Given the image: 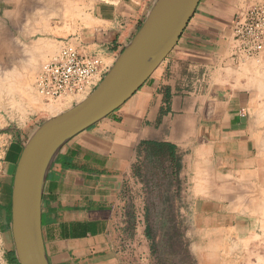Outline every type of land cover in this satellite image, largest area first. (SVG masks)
<instances>
[{
    "label": "crops",
    "instance_id": "crops-1",
    "mask_svg": "<svg viewBox=\"0 0 264 264\" xmlns=\"http://www.w3.org/2000/svg\"><path fill=\"white\" fill-rule=\"evenodd\" d=\"M83 1V22L74 33L72 10L73 33L56 34V40L74 43L110 68L152 0ZM258 2L264 0H200L175 47L134 94L60 146L41 200L48 264H143L144 241L128 236L125 204L127 189L137 182L134 167L151 144L172 146L178 159V170L167 163L184 186L186 230L197 263L264 264V160L251 118L254 98L238 87L246 81L233 74L238 66L230 61L232 18ZM46 5L0 0V49L46 32ZM23 145L9 144L0 164V264H19L10 210ZM244 245L245 255L233 250Z\"/></svg>",
    "mask_w": 264,
    "mask_h": 264
},
{
    "label": "rangeland",
    "instance_id": "rangeland-1",
    "mask_svg": "<svg viewBox=\"0 0 264 264\" xmlns=\"http://www.w3.org/2000/svg\"><path fill=\"white\" fill-rule=\"evenodd\" d=\"M83 2L47 0V31L36 32L28 40L15 39L13 44L9 41L0 49L3 52L0 54V164L9 144H25L43 122L82 100L69 96L45 101L37 93L36 81L43 65L53 60L63 46L56 40V34L66 37L73 33L71 11L74 10V33L83 22ZM256 4L264 5V2ZM39 47L46 53H40ZM230 61L238 66L233 74L246 81L237 82L238 87L253 94L251 118L257 131V153L264 160V52L241 60L230 57ZM3 172L4 165L0 168V192ZM134 176L137 182L127 189L125 216L128 236L139 235L144 241L143 264H198L191 247L194 240L186 230L184 186L177 176H171L168 163L154 156L143 157L134 167ZM247 249L248 245L233 248L243 255L248 253Z\"/></svg>",
    "mask_w": 264,
    "mask_h": 264
},
{
    "label": "water",
    "instance_id": "water-1",
    "mask_svg": "<svg viewBox=\"0 0 264 264\" xmlns=\"http://www.w3.org/2000/svg\"><path fill=\"white\" fill-rule=\"evenodd\" d=\"M199 2L156 0L92 92L43 122L27 139L15 167L11 191V233L19 264H48L41 230V200L46 175L60 146L134 94L175 47ZM121 95V100L108 108Z\"/></svg>",
    "mask_w": 264,
    "mask_h": 264
},
{
    "label": "built area",
    "instance_id": "built-area-1",
    "mask_svg": "<svg viewBox=\"0 0 264 264\" xmlns=\"http://www.w3.org/2000/svg\"><path fill=\"white\" fill-rule=\"evenodd\" d=\"M111 3L115 0H99ZM124 49H119V53ZM232 58L241 60L264 52V5L254 4L235 13L231 21ZM108 66L94 54L80 51L66 41L59 54L43 65L36 81L37 93L45 101L69 96L84 99L102 80Z\"/></svg>",
    "mask_w": 264,
    "mask_h": 264
},
{
    "label": "trees",
    "instance_id": "trees-1",
    "mask_svg": "<svg viewBox=\"0 0 264 264\" xmlns=\"http://www.w3.org/2000/svg\"><path fill=\"white\" fill-rule=\"evenodd\" d=\"M145 153H147L149 157L154 156L157 160L172 163L174 165L175 170L179 169L178 159H176L174 156V151L172 146L168 144L147 145ZM173 176H177V175L173 174Z\"/></svg>",
    "mask_w": 264,
    "mask_h": 264
},
{
    "label": "bare ground",
    "instance_id": "bare-ground-1",
    "mask_svg": "<svg viewBox=\"0 0 264 264\" xmlns=\"http://www.w3.org/2000/svg\"><path fill=\"white\" fill-rule=\"evenodd\" d=\"M27 88L29 89L30 87L28 86ZM122 97H123V95H121L120 97H118L117 99H115L114 101H112V102L110 103V105H109L108 108H110V107L116 105V104L121 100ZM30 99H31V101H33L34 103L36 102V99L34 98V96H31ZM79 100H80V99H79ZM51 109H53V107H52ZM56 147H57V145H56ZM56 147L52 148V149L49 151V153H48V156H49V157H51V156L53 155V152L55 151V148H56Z\"/></svg>",
    "mask_w": 264,
    "mask_h": 264
}]
</instances>
